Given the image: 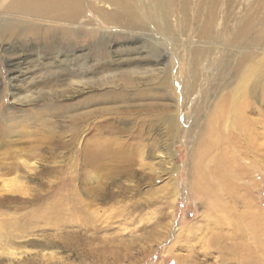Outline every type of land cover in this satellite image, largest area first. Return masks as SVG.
<instances>
[{"label":"rangeland","instance_id":"1","mask_svg":"<svg viewBox=\"0 0 264 264\" xmlns=\"http://www.w3.org/2000/svg\"><path fill=\"white\" fill-rule=\"evenodd\" d=\"M95 1L98 8L110 7ZM89 2L82 17L68 22L7 12V5L15 8L23 0L0 1V21L4 16L23 21L15 30L0 29V92L13 123L27 126L13 128L5 143L0 136V264H264V0H218L213 19L210 0H188L184 12L179 5L171 9V31L157 39L164 60L157 65L153 53L143 54L148 57L143 67L161 69L134 73L142 82L151 81L146 88L152 94L140 98L124 91L122 100L110 103L117 117H103L106 136L124 140L121 151L129 156L120 154L121 166H115L117 156L107 154L95 171L81 152L75 157L59 146V139L67 141L72 134L60 128L58 114L52 113L56 108L42 109L44 118L30 111L47 101L44 93H62L71 82L73 90L58 101L105 92L111 84L99 85L118 71L111 50L129 43L143 46L145 32L104 23ZM34 27L52 31L54 38L70 33L74 48H57L56 42L53 52L46 39L29 34ZM82 28L84 34H78ZM91 31L96 38L87 36ZM96 43L103 46L102 55ZM58 52L82 55L77 60L99 70L69 76L54 63ZM19 57L34 66L22 81L23 99L14 104L10 61ZM169 67L168 87L158 86ZM90 76L98 83L84 84ZM228 92L246 97L245 113L240 120L225 113L216 122L215 107ZM99 106L94 101L88 107L95 112ZM171 115L172 125L166 119ZM97 119L92 116L79 133L80 145L95 135ZM142 121L154 126L143 135L137 132ZM215 127L220 131L216 142L210 137ZM116 128L119 133L112 134ZM50 132L63 135L41 142L56 144L54 158L34 150ZM143 143L153 150L127 148ZM51 160L57 172H41ZM44 192L54 195L41 201Z\"/></svg>","mask_w":264,"mask_h":264},{"label":"bare ground","instance_id":"2","mask_svg":"<svg viewBox=\"0 0 264 264\" xmlns=\"http://www.w3.org/2000/svg\"><path fill=\"white\" fill-rule=\"evenodd\" d=\"M1 1V0H0ZM15 0H13L14 2ZM104 4H109V8L106 6H100L99 8L96 7L95 0H91L89 2L90 7L101 17V20L106 24H115L131 31H141L145 32V37L143 46H137L136 43H129V45L125 46L122 49H115L111 50L112 53V60L111 63L115 66H118V71L111 77V80L107 83H102L99 86H105L106 84H111L105 92H99L97 95L89 96L83 100H69L65 102V99L61 102L57 99L64 96L68 92L73 90L75 86V82L69 83L66 88L62 90V93H49L43 94L41 98L46 99L47 101L40 105V108L37 112L31 111V115L33 116H40L42 118L45 117V112H41L42 109L47 108L55 109L52 113L58 114L57 116L60 118V128L68 127V131L70 132L71 138L67 141H60L59 139V146H63L70 154L75 155L81 152L82 161L86 163V165L90 164L93 171L94 169H99L101 166L105 164V156L107 154L116 155L117 162L115 166L120 165V154L122 153L121 149L126 150L124 140H121L120 137L112 135L111 138L106 136L107 133V123L103 119L105 115L108 113L110 117H117L118 111L116 110V106H110L111 101H120L126 95L124 91H135V96L149 98V95L152 93L146 88L149 86L151 81L142 82L138 79V77H134V73H139L140 69L146 73H151L153 70H160L161 68H152V70L143 67V63L145 60L148 59L147 56L143 55L144 52L153 53L154 62L155 64H159L164 60L166 53L163 51V47L160 46V43L157 42V39L163 38V35H158L162 32H169L171 31L170 27V11L176 5L180 6L182 12L187 10L188 0H98ZM218 4V0H210V5L212 11H210V18H214V9L215 6ZM86 5V0H23V3L18 7H13V4L10 3L4 9L7 12H30L34 14L40 13L41 15H46L55 19L65 20V21H75L79 17H82L84 14ZM216 10V9H215ZM186 14V13H185ZM204 18V17H203ZM182 20V19H181ZM185 20V19H184ZM186 21V20H185ZM172 23V22H171ZM23 21L19 18L15 17H2L0 21V29L3 30H15V28L21 27ZM250 27V25H249ZM247 25L240 29L239 34H243L249 28ZM82 31L78 32V34H84V28L81 29ZM33 37H42L41 39H46L47 46L50 50L56 49L55 43L57 42V48H61L63 44L67 45L69 48H74L75 45V38L70 33H64V35L54 38V33L52 31H40L37 27L33 29H29ZM68 31V30H67ZM95 31V30H94ZM164 35H166L164 33ZM87 36L91 39L97 37V32H89ZM62 39V40H61ZM139 39V37H138ZM140 41H138L139 43ZM148 42V43H147ZM144 44L146 46H144ZM97 51L99 54L102 55V45L96 43L95 44ZM53 52H56L53 51ZM55 64L58 68L61 69L62 72L67 73L69 76L72 75L73 77L78 76L79 74H86L87 73H96V70L92 68L91 65L86 64V60H77L78 58L82 57L77 56L75 54H62L58 52L56 54ZM88 59V58H86ZM90 59V58H89ZM77 60V61H76ZM12 67V73L9 78L11 92L10 95L12 96L13 102L19 104V102L23 99L22 96L19 95V90L22 88V81L26 80L27 75L29 74L30 70L34 65L32 60L23 57V58H16L15 60L10 61ZM111 66V65H108ZM101 70L103 67L99 66ZM171 67L164 69V80H160V84L158 86L161 87H168V80L169 76L171 75L170 71ZM261 69V68H260ZM78 71V73H77ZM261 73L263 72L260 70ZM259 72V70H257ZM89 75V74H88ZM105 76V75H103ZM167 76V78H166ZM87 77V76H86ZM93 77L97 76H90L85 83L93 84L98 80H91ZM105 78V77H103ZM101 78V79H103ZM247 78V77H246ZM108 80V79H103ZM82 83V82H79ZM248 79L244 82V89L248 87ZM157 85V84H156ZM107 87V86H106ZM148 93V94H147ZM3 93L0 92V136L1 142L5 143L6 139L10 137L13 128H19L20 131H24L27 127L23 121H19L17 123H13L12 114L8 112V107L5 108V99H3ZM6 97V96H5ZM241 99H236L232 92H228L221 101L217 104L214 110L213 120L218 122V117H222L225 113H232L233 116L237 115L239 120L241 117L243 118L244 107L247 105L246 97H240ZM75 101V102H72ZM97 101L100 106L98 107L97 111H93L92 108L88 107L92 102ZM102 104H106L102 105ZM247 107V106H246ZM244 109V110H243ZM199 112V111H198ZM26 114V113H25ZM24 114V115H25ZM51 114V113H50ZM197 114V113H196ZM213 114V113H212ZM16 115V114H15ZM53 115V114H52ZM94 116L97 117L99 122L96 123V133L95 135H91L90 137H85L83 141L84 144L80 145L81 140L79 138V133H82L83 128L87 127L90 123V118ZM226 116V115H225ZM229 116V115H228ZM65 119L63 120L62 119ZM166 117V116H165ZM168 118L167 123L172 125L175 121V117L171 115V117L167 116ZM236 118V117H234ZM223 119V118H222ZM232 119V118H231ZM12 120V123H11ZM164 120V118H163ZM66 122V123H65ZM239 122V121H238ZM243 122V121H242ZM245 122V121H244ZM144 123V121H142ZM155 125V122L152 121ZM246 122V126H247ZM136 125V123H135ZM218 125V124H217ZM36 126L45 131L43 123L36 122ZM154 127V126H153ZM153 127L148 126L147 124H143L139 126L138 133L150 132ZM168 128V127H167ZM216 128V127H215ZM244 128V126H243ZM248 128V126H247ZM246 129V128H245ZM47 130V129H46ZM122 130V129H121ZM171 129H169L170 131ZM247 130V129H246ZM11 131V132H10ZM48 131V130H47ZM119 129H112V134H117ZM167 131V130H166ZM25 134V133H24ZM136 134V133H135ZM140 135V134H137ZM58 137H62L63 135L60 134L59 136L50 132L48 135H43L40 140L39 145L34 150H39L42 154L48 156L49 158H54L56 156V144L53 146H47L41 144V142L45 139L49 141H56ZM133 137V135H131ZM210 137L215 139L220 138V131L219 128L212 129L210 132ZM83 139V138H82ZM29 140V139H25ZM211 141V140H210ZM67 142V143H66ZM8 144V143H7ZM128 150L134 148V150L142 151V150H153V146H149L145 143L140 145H128ZM109 150V151H108ZM119 156V157H118ZM124 156H129L128 153H125ZM115 157V156H114ZM93 159L91 162L90 159ZM123 158V156H122ZM76 162L74 161L72 164L74 166ZM228 166V165H227ZM45 169H42L41 172H45L51 174L52 172H57V168L54 165V161H49V163L45 166ZM230 167V166H229ZM36 168H39L38 166ZM228 168V167H227ZM40 169V168H39ZM226 169V168H225ZM231 169V168H230ZM228 174V173H227ZM43 182V181H42ZM47 185H43V190H46ZM211 187V186H210ZM101 194V193H100ZM54 193H45L40 194L38 198H42V200L51 198ZM37 198V197H36ZM35 198V199H36ZM37 198V199H38ZM7 199V198H6ZM36 199V200H37ZM9 200V199H8ZM39 200V199H38ZM57 202V201H56ZM52 205V204H51Z\"/></svg>","mask_w":264,"mask_h":264}]
</instances>
